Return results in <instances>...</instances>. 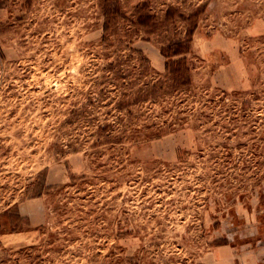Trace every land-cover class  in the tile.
<instances>
[{"label":"rangeland","instance_id":"rangeland-1","mask_svg":"<svg viewBox=\"0 0 264 264\" xmlns=\"http://www.w3.org/2000/svg\"><path fill=\"white\" fill-rule=\"evenodd\" d=\"M100 3L0 0V264H264V0Z\"/></svg>","mask_w":264,"mask_h":264},{"label":"trees","instance_id":"trees-1","mask_svg":"<svg viewBox=\"0 0 264 264\" xmlns=\"http://www.w3.org/2000/svg\"><path fill=\"white\" fill-rule=\"evenodd\" d=\"M100 4L103 9V30L105 33L110 31L112 24L119 18H127V15L120 4V0H101ZM204 9L205 4L196 7L189 14L181 12L177 7L172 5L166 9L165 20L170 21L178 17L188 23L183 38L170 41L167 45H164L161 48L162 54L167 58L165 69L172 76L174 82L178 86H190L192 84L188 54L191 51L193 36L198 27L200 15L204 12ZM134 23L147 30L152 29L156 26V15L150 12L141 13L137 16ZM138 52L143 54V51L141 50H138Z\"/></svg>","mask_w":264,"mask_h":264}]
</instances>
